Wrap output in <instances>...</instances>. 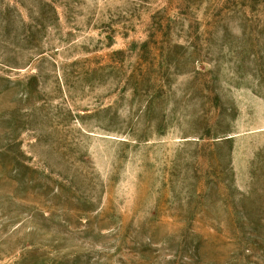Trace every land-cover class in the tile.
Wrapping results in <instances>:
<instances>
[{"label":"rangeland","instance_id":"rangeland-1","mask_svg":"<svg viewBox=\"0 0 264 264\" xmlns=\"http://www.w3.org/2000/svg\"><path fill=\"white\" fill-rule=\"evenodd\" d=\"M0 264H264V0H0Z\"/></svg>","mask_w":264,"mask_h":264}]
</instances>
